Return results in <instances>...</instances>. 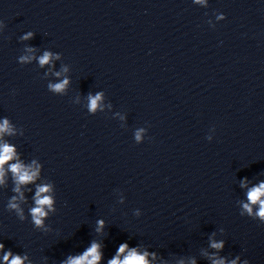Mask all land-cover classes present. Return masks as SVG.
Wrapping results in <instances>:
<instances>
[{
  "label": "clouds",
  "instance_id": "obj_1",
  "mask_svg": "<svg viewBox=\"0 0 264 264\" xmlns=\"http://www.w3.org/2000/svg\"><path fill=\"white\" fill-rule=\"evenodd\" d=\"M32 35L28 33L24 38L27 39ZM51 58L50 53H45L42 57L39 58V63L41 65L49 63ZM22 59H28L27 57ZM59 75V73H57ZM68 81L64 80L62 83L55 84L52 87L56 91H62L67 85ZM100 96L90 97V109L95 110L97 107V102L100 100ZM5 132L11 134V129L9 127L8 121L5 120L0 124V136ZM16 158V152L13 146L5 143L0 145V184H4L6 169L5 165H8V171L12 173L16 187L14 191L18 193V196H13L8 203V208L15 210L20 219H24L23 210L20 208L17 200H24V194L21 191V185H27L33 183L39 176V167L26 166L23 163L19 162L17 159L16 163L9 164V161ZM35 163V162H33ZM242 186L244 184L242 183ZM51 192L50 185H38L34 202L35 206L32 207L30 211L31 221L35 227L41 228L44 226V220L47 218L49 212L55 211L54 200L48 195ZM248 202L243 204V209L249 214L253 215V205H259V210L255 212V216L259 217L264 221V182H261L259 185L249 189L247 193ZM97 231H100L104 222L98 221ZM211 247L215 249H220L223 247V242H212ZM0 251L3 252V256L0 257V264H24V260L27 258L20 255H13V253L8 250L4 251V244L0 243ZM149 253L144 252L143 254L139 253L136 248H129L126 243L121 244L116 255L108 261V264H149V261L146 259ZM102 259V253L100 251V245L93 242L89 248L80 256L69 257L65 264H99ZM193 264L195 262L193 261ZM213 264H225L223 259H213ZM231 264H236V261H231ZM247 264V262H246Z\"/></svg>",
  "mask_w": 264,
  "mask_h": 264
}]
</instances>
